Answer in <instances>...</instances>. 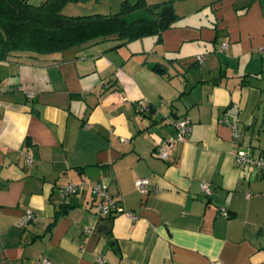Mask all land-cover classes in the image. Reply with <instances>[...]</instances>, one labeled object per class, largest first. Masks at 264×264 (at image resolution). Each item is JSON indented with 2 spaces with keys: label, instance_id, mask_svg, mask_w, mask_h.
Masks as SVG:
<instances>
[{
  "label": "crops",
  "instance_id": "crops-1",
  "mask_svg": "<svg viewBox=\"0 0 264 264\" xmlns=\"http://www.w3.org/2000/svg\"><path fill=\"white\" fill-rule=\"evenodd\" d=\"M123 1L136 0L93 3ZM144 1L178 15L159 39L0 58V264H264V169L234 157L264 155V0ZM183 118L192 129L175 141ZM69 183L78 192L64 197ZM95 184L124 210L107 234Z\"/></svg>",
  "mask_w": 264,
  "mask_h": 264
},
{
  "label": "trees",
  "instance_id": "trees-1",
  "mask_svg": "<svg viewBox=\"0 0 264 264\" xmlns=\"http://www.w3.org/2000/svg\"><path fill=\"white\" fill-rule=\"evenodd\" d=\"M78 1L83 0H42L38 4L0 0V58L11 53L36 56L62 52L111 37L120 43L152 35L159 39L178 19L171 1L149 5L144 0L123 1L119 11L110 13L62 12L67 3ZM137 11H144L145 15L128 20ZM151 69L157 74L165 73L161 64H154ZM58 209L65 212L67 206L61 204Z\"/></svg>",
  "mask_w": 264,
  "mask_h": 264
},
{
  "label": "built area",
  "instance_id": "built-area-1",
  "mask_svg": "<svg viewBox=\"0 0 264 264\" xmlns=\"http://www.w3.org/2000/svg\"><path fill=\"white\" fill-rule=\"evenodd\" d=\"M226 47L225 43L221 44V49H224ZM262 53H264V49H260ZM198 61H202L204 58L202 55H198L196 57ZM142 109L145 108L144 105H141ZM174 126L176 128V138L175 141H183L186 134H188L191 129V121L188 118H183L174 123ZM165 147L170 146V142H165ZM156 154L158 157L162 159H166L168 156V153L166 150H164L161 147L157 148ZM235 162L238 165H243L244 167H251L257 170L264 169V155L262 157L253 158L250 151L248 149L238 148L237 151L234 154ZM27 162L31 164L32 159L28 155L27 156ZM150 184V181L146 177L137 178L134 181L135 188L140 193H147L148 186ZM201 189L206 195L211 194L210 188L207 186L206 183H201ZM79 185L69 183L64 185L60 191L64 197H69L71 195H74L78 192ZM92 192L98 197L99 201L97 203V217L100 222L103 220L108 219L109 217L113 216L116 213L123 212V208L120 205V202L117 198L112 196L108 193L105 186H102L100 184H95L92 186ZM220 214L224 217H228V212L225 208L221 207L219 209ZM130 217L133 219L134 215L130 214ZM33 219V213L29 210H27L18 220L16 223L17 227H26V225ZM95 261L98 264H104L105 260L102 256L98 255L95 258ZM39 264H51V262L47 259L40 260Z\"/></svg>",
  "mask_w": 264,
  "mask_h": 264
},
{
  "label": "rangeland",
  "instance_id": "rangeland-1",
  "mask_svg": "<svg viewBox=\"0 0 264 264\" xmlns=\"http://www.w3.org/2000/svg\"><path fill=\"white\" fill-rule=\"evenodd\" d=\"M94 0H92L91 2L90 1H87V0H83V1H78V3L74 2L73 5H76L77 7H79V9H74L73 11H68L70 13H67L65 12L66 8L64 9L63 8V13L65 12L66 14H88V13H109V12H117L119 10L116 9L117 11H109L110 9L107 7L104 9L105 4L101 3V4H94L93 3ZM132 2L134 0H131ZM96 8H103V9H96ZM80 10V11H78ZM208 11V10H207ZM209 12V11H208ZM145 15V12L144 11H137V12H134L132 13L129 17H128V20H132V19H135V18H139V17H142ZM263 134V133H262ZM262 138L264 139V135Z\"/></svg>",
  "mask_w": 264,
  "mask_h": 264
},
{
  "label": "water",
  "instance_id": "water-1",
  "mask_svg": "<svg viewBox=\"0 0 264 264\" xmlns=\"http://www.w3.org/2000/svg\"><path fill=\"white\" fill-rule=\"evenodd\" d=\"M98 230L102 231L104 234H107L108 229H107V224L106 222H103L98 226Z\"/></svg>",
  "mask_w": 264,
  "mask_h": 264
}]
</instances>
